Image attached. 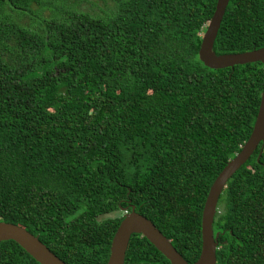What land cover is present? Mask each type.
Instances as JSON below:
<instances>
[{"label": "trees", "instance_id": "16d2710c", "mask_svg": "<svg viewBox=\"0 0 264 264\" xmlns=\"http://www.w3.org/2000/svg\"><path fill=\"white\" fill-rule=\"evenodd\" d=\"M78 1L0 0V222L66 264H107L133 205L193 264L209 190L253 131L264 64L201 62L217 0H102L105 16ZM263 47L264 0H230L215 54ZM261 146L219 199L217 264H264ZM0 264L40 263L5 241ZM124 264L171 263L133 234Z\"/></svg>", "mask_w": 264, "mask_h": 264}, {"label": "water", "instance_id": "95a60500", "mask_svg": "<svg viewBox=\"0 0 264 264\" xmlns=\"http://www.w3.org/2000/svg\"><path fill=\"white\" fill-rule=\"evenodd\" d=\"M230 0H217L215 12L203 34L199 58L211 69L234 68L237 65L261 62L264 64V47L238 54L216 55L213 47ZM261 146L259 161L264 146V89L253 131L241 151L231 159L213 182L206 198L201 216L202 247L201 253L193 264H217L219 233H214V222L218 203L228 181L250 159ZM121 221L112 239L107 264H124L126 252L133 234L145 237L171 264H189L174 248L171 241L153 224L139 214L135 206L123 210ZM14 241L40 264H66L57 257L37 236L25 228L0 222V244Z\"/></svg>", "mask_w": 264, "mask_h": 264}, {"label": "rangeland", "instance_id": "374dc122", "mask_svg": "<svg viewBox=\"0 0 264 264\" xmlns=\"http://www.w3.org/2000/svg\"><path fill=\"white\" fill-rule=\"evenodd\" d=\"M94 2L97 3L95 6L92 5ZM78 3L79 9L87 12L89 11L92 14H98L103 16L106 15L105 13H103V11H108V8L112 5L111 2H108L106 5L102 0H81L78 1ZM47 14H49V11H47Z\"/></svg>", "mask_w": 264, "mask_h": 264}]
</instances>
